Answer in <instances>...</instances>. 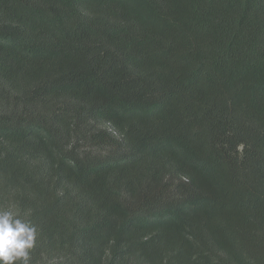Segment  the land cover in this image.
<instances>
[{
    "label": "trees",
    "instance_id": "1",
    "mask_svg": "<svg viewBox=\"0 0 264 264\" xmlns=\"http://www.w3.org/2000/svg\"><path fill=\"white\" fill-rule=\"evenodd\" d=\"M0 208L30 264H264V0H0Z\"/></svg>",
    "mask_w": 264,
    "mask_h": 264
},
{
    "label": "clouds",
    "instance_id": "2",
    "mask_svg": "<svg viewBox=\"0 0 264 264\" xmlns=\"http://www.w3.org/2000/svg\"><path fill=\"white\" fill-rule=\"evenodd\" d=\"M37 229L9 209L0 208V264H30Z\"/></svg>",
    "mask_w": 264,
    "mask_h": 264
}]
</instances>
